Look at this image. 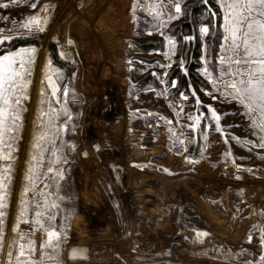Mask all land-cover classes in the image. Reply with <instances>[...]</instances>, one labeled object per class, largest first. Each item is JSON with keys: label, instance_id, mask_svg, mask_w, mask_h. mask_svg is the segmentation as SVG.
<instances>
[{"label": "rangeland", "instance_id": "obj_1", "mask_svg": "<svg viewBox=\"0 0 264 264\" xmlns=\"http://www.w3.org/2000/svg\"><path fill=\"white\" fill-rule=\"evenodd\" d=\"M111 1L21 0L0 8V17H9L7 21L0 18V28L11 29L39 15L43 29L37 31L33 27L30 34L14 36L12 41L5 42L6 50L1 51L0 47L2 53L21 47L35 48L30 54L33 56L30 82L27 98L22 100V128L13 149L15 158L0 159V175L6 171L11 175V180L7 177L4 180L8 196L5 248L0 252V264H5L7 242L16 236L11 228L20 208L22 186L26 183L25 162L36 151L32 145L41 127L39 111L48 110L49 76L60 86L57 96L51 97L53 108L62 110L60 122L68 119L63 109L72 115L67 129H62L60 134L75 145L74 150L71 145H64L68 163L63 165L65 175L58 194L65 199L59 201V209H48L56 215L54 226L61 232V254L66 264H249L259 261L264 252L260 245L264 228V147H259L258 137L251 135L249 121L238 103L223 97L213 100L204 92L203 89L208 88L216 94L200 72L204 66L200 58V66L194 71L197 80L190 82L189 93L181 91L189 95L187 101L180 97L177 83L171 84L176 81L170 79L173 65H178L182 72L186 70L185 64L183 69L180 67L179 61L185 63V56L173 31L183 19L184 6L192 0H127L125 13L129 29L122 38L121 53L115 55L122 69L116 72L112 68L101 81L96 74L98 66L91 83V86L99 85L98 91L87 94L78 88L85 73L83 68L87 66L85 53L90 48L83 45L82 38L94 35L86 22L89 18L105 20L111 16ZM161 2L167 5L162 10V21L154 18L155 11L150 8ZM176 2L181 4V14L168 20L169 12L175 15ZM207 2L210 8L215 5ZM32 3L38 6L33 8ZM219 11L222 24L220 7ZM44 16H47L46 21ZM161 22L166 27L161 28ZM202 24L207 23H200L198 31ZM209 34L210 28L204 36L199 31L200 57L205 54V46L212 52L223 42L222 28L219 27L218 43L211 42L212 38L208 41ZM165 37L175 40L174 55ZM70 45L74 51L67 47ZM62 52L65 55L62 56ZM165 52H169L168 57ZM103 67H108L107 62L101 69ZM162 79L165 83H161ZM42 85L46 93L43 105L40 103ZM64 85L69 88L66 97ZM165 88L166 94H161ZM192 89L202 101L199 107L195 97L190 95ZM208 105L221 114L223 135L215 130L216 121ZM200 113L206 115L201 116L198 128L189 129L188 125L195 121L189 120L188 114ZM113 120L122 121L123 136L113 144L100 143L99 128L103 122ZM170 128L191 138L192 142L181 145ZM205 132L207 140L203 139ZM233 136L241 138V143L232 139ZM245 138L256 143L245 145ZM50 148L49 144L45 149L44 164H47ZM228 150L232 155L225 157L223 153ZM83 151L87 152L84 156ZM186 155L194 157L195 162L186 161ZM93 156L98 163L88 167V160ZM9 164L11 168L6 169L5 165ZM81 173L88 177L86 187L90 194L93 188L98 189L96 201L90 197L95 201L90 207H85L80 197ZM49 184L51 187L42 194L29 191L27 196L41 205L47 196L51 204L57 198V188L54 182L49 181ZM36 187L44 189L43 183ZM35 211V204L29 203V217L35 218ZM78 214L83 219L80 230H74L72 221ZM41 219L47 222V216ZM32 229L31 222L21 220L18 230L32 234L38 247L45 233L39 225L35 226L34 233ZM198 232L208 235L198 237ZM249 235L252 241L248 240ZM76 244L87 246L84 259H69L67 248Z\"/></svg>", "mask_w": 264, "mask_h": 264}, {"label": "snow or ice", "instance_id": "obj_2", "mask_svg": "<svg viewBox=\"0 0 264 264\" xmlns=\"http://www.w3.org/2000/svg\"><path fill=\"white\" fill-rule=\"evenodd\" d=\"M18 2H21V0H0V8H7L9 5ZM216 3L223 14V23L219 26L223 29L221 37L223 42L219 44L218 50L214 49L212 52H208L207 46H205V54L200 57L204 65L200 72L207 77L216 94L210 92L208 88L203 90L206 94L211 95L213 100H219L223 97L225 100L231 99L238 103L243 110L244 117L249 121L251 135L258 137L259 147H264V0H216ZM37 6L36 3H32L33 8ZM135 7L134 4L133 8ZM166 7L167 5L162 2L150 5V8L155 11L154 18L162 21L164 18L162 10ZM174 8L175 15L169 12L167 14L168 20L176 19L181 14L182 8L179 2L174 4ZM46 10L44 9V11ZM210 14L216 15L215 11H210ZM0 18L5 21L9 19L7 16ZM43 19L46 21L47 16H44ZM40 23L41 17L34 15L11 29L0 28V47H3L5 42L12 41L14 36L30 34L33 27L37 31H43ZM160 27L164 28L166 24L161 22ZM199 31L201 36L206 35L209 32V25L202 24ZM165 39L169 42L170 49L173 50L172 55H174L175 40L172 37H165ZM184 39L191 40L193 37L186 36ZM34 52V47H21L0 54V159L15 158L13 149L22 128V100L27 98V88L30 82L28 80L31 75L29 69L33 61V56L30 54ZM61 55L63 56L65 53L62 52ZM164 55L168 57L169 52H165ZM179 64L183 69V60L179 61ZM47 81L48 87L51 89L50 94H48V110L44 111L41 108L39 111L38 121L41 127L37 131L32 145L36 151L25 162L27 164L24 174L26 183L22 186L20 208L11 228L16 236L7 242L5 264H66L61 254L63 245L60 239L61 232L57 231L54 226L56 215L53 212H48V209H59V201L65 199V197L58 194L60 181L64 179L65 175L63 165L68 163L64 145H71L72 150L75 149V145L71 141H66L60 133L62 129H67L68 121H71L72 115L67 112L66 108L63 109L68 119L60 122L62 110L53 108L51 101V97L57 96L60 86L54 82L51 76L47 77ZM161 83H165V81L162 79ZM176 83L175 80L171 81L173 86ZM40 92L42 94L40 103L43 105L45 102L43 96L46 94L43 85ZM68 92V86L64 85L63 93L65 97ZM166 92L167 89L165 88L164 93L161 94H166ZM190 95L195 97L196 106L199 107L202 101L196 95L195 89H192ZM180 97L184 101L189 99V95L184 92L180 93ZM57 103H59V99H57ZM207 108L211 112L212 119L216 121L215 130L223 135V128L220 123L221 114L212 105H208ZM180 111L182 112L183 109H180ZM177 114L179 115V112ZM204 115L206 114L200 113L195 116L188 114V119L195 121L189 124L188 128L196 130L201 116ZM169 123L171 122L169 121ZM72 130H74V126ZM169 131L173 132L181 145L192 142L191 138L183 137L182 133L177 134L171 128ZM202 135L203 139L207 140V133L205 132ZM227 139L228 137L225 136V142H227ZM232 139L236 140L238 144L241 143L239 137L233 136ZM243 143L252 145L256 142L245 138ZM49 144L51 145L50 155L47 157V164H44L43 161L46 159L45 149L48 148ZM185 151H187L186 147ZM201 153L203 154V146L201 147ZM223 155L228 157L232 155V152L228 150ZM184 159L195 162V158L191 156L186 155ZM56 165H60L59 168ZM236 167L240 168L241 165H236ZM5 168H11V165H5ZM164 171L167 172L168 169H164ZM5 177L11 180V175L7 171L0 175V252H3L5 248V217L7 216L5 209L7 208L6 199L8 196L6 191L8 185L4 182ZM49 181L54 182L57 188V198L51 204L48 203L47 196H45L43 205L35 198L27 196L29 191H34L38 195L42 194L44 190L51 187ZM38 183H43L44 189H37ZM48 195L50 196L52 193L48 192ZM29 203H34L36 206L35 218L28 215ZM43 216H47V222L41 219ZM21 220L33 224V233L36 225L43 229L45 236L40 240L38 247L32 234H26L18 230ZM207 235L206 232L197 233L198 237ZM252 239V235H249L248 240L252 241ZM260 245L264 247V228L261 230ZM85 251L84 249L71 248L68 253L69 259L75 260L83 257ZM249 264H264V252L261 253L259 261L253 260Z\"/></svg>", "mask_w": 264, "mask_h": 264}, {"label": "bare ground", "instance_id": "obj_3", "mask_svg": "<svg viewBox=\"0 0 264 264\" xmlns=\"http://www.w3.org/2000/svg\"><path fill=\"white\" fill-rule=\"evenodd\" d=\"M111 2L113 3L112 8L110 9L112 14L111 16L105 20L102 18L99 19L98 17L89 18L86 22L87 26L94 31V35L89 37L86 36L85 39L84 37L82 38L83 45H90V48L87 53H85V58L82 56L84 58L85 65L87 63V66L85 69L83 68L85 73L82 77V80L78 84V88L87 94H93L98 91L97 87H99V85L91 86V83H93L92 77L95 75L98 66L100 69L97 70L96 74H98L97 77H99L101 81H104L106 78L105 76H107L109 71H112V68H114L116 72L122 69L121 62L116 59L115 55L121 53L123 43L122 38L125 36V34H127L126 32L129 29L127 14L125 13L127 0H114ZM106 41H108V45L106 44ZM67 47L71 51H74V48L71 45ZM112 56L113 58H110ZM78 57L80 56L78 55ZM105 62H107L108 67H103L101 69L103 63L105 64ZM102 124L104 125H102L98 130L100 135L98 141L100 143H104L106 145L113 144L115 139H119L123 136L124 129L121 120H113L107 123L103 122ZM97 163L98 159L93 156L88 160L87 166L94 167ZM81 174L83 176L79 175L80 184L82 185L80 197L83 205L85 207H90L91 205L95 204V199L97 196H99L98 189L93 188V192L90 194L86 187L88 177L83 173ZM90 197H92L95 201H93V199ZM82 219L83 217L81 214H78L74 217L72 221V227L74 230H80Z\"/></svg>", "mask_w": 264, "mask_h": 264}, {"label": "trees", "instance_id": "obj_4", "mask_svg": "<svg viewBox=\"0 0 264 264\" xmlns=\"http://www.w3.org/2000/svg\"><path fill=\"white\" fill-rule=\"evenodd\" d=\"M208 0H192L183 9V19L179 21L173 31V37L177 43L180 44L181 52L185 56V72L180 71L178 65H173L171 69L170 79H176L177 81V91L188 92L190 91V82L196 81L197 76L194 71L198 70L200 58V50L202 42L199 36L198 26L200 23H207L210 28V34L208 35V41H214L218 43L219 41V26L220 21V11L216 0H209L215 5L213 7L207 6L206 2ZM208 3V2H207ZM210 11H215L216 15L210 14ZM189 35L193 37L191 40H184V36ZM54 54V52L52 53ZM55 57L56 54L54 55ZM54 57V58H55Z\"/></svg>", "mask_w": 264, "mask_h": 264}, {"label": "water", "instance_id": "obj_5", "mask_svg": "<svg viewBox=\"0 0 264 264\" xmlns=\"http://www.w3.org/2000/svg\"><path fill=\"white\" fill-rule=\"evenodd\" d=\"M85 153H87V152H86V151H83V152H82V155L84 156ZM71 248H78V249H84V250H86V251H85V255H84L83 257H80V258H77V259H84V258L86 257V252H87V250H88L87 246H83V245H70V246H68V248H67L68 253H69V251H70Z\"/></svg>", "mask_w": 264, "mask_h": 264}, {"label": "flooded vegetation", "instance_id": "obj_6", "mask_svg": "<svg viewBox=\"0 0 264 264\" xmlns=\"http://www.w3.org/2000/svg\"><path fill=\"white\" fill-rule=\"evenodd\" d=\"M5 47H6V46L1 47V48H2L1 51L4 50V49L6 50ZM1 51H0V53H2ZM63 95H64V93H63ZM63 130H64V129H63Z\"/></svg>", "mask_w": 264, "mask_h": 264}]
</instances>
